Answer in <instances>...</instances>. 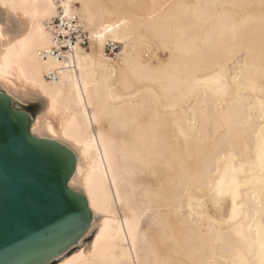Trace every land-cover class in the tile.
<instances>
[{"label":"bare ground","instance_id":"1","mask_svg":"<svg viewBox=\"0 0 264 264\" xmlns=\"http://www.w3.org/2000/svg\"><path fill=\"white\" fill-rule=\"evenodd\" d=\"M0 89L74 157L96 231L56 264H264V0H0Z\"/></svg>","mask_w":264,"mask_h":264},{"label":"water","instance_id":"2","mask_svg":"<svg viewBox=\"0 0 264 264\" xmlns=\"http://www.w3.org/2000/svg\"><path fill=\"white\" fill-rule=\"evenodd\" d=\"M30 121L0 89V264H56L84 243L88 250L96 231L79 243L91 215L67 186L74 157L30 135Z\"/></svg>","mask_w":264,"mask_h":264},{"label":"built area","instance_id":"3","mask_svg":"<svg viewBox=\"0 0 264 264\" xmlns=\"http://www.w3.org/2000/svg\"><path fill=\"white\" fill-rule=\"evenodd\" d=\"M53 42L46 49L43 56H50L60 62L68 61L75 53L76 48L88 49L90 39L86 31L79 23L76 16H66L59 10L57 17L52 22ZM120 53V46L113 42H106L103 47V55L107 60L116 61ZM55 78L53 73L46 76L48 81Z\"/></svg>","mask_w":264,"mask_h":264},{"label":"snow or ice","instance_id":"4","mask_svg":"<svg viewBox=\"0 0 264 264\" xmlns=\"http://www.w3.org/2000/svg\"><path fill=\"white\" fill-rule=\"evenodd\" d=\"M3 188V168L2 165H0V192H2Z\"/></svg>","mask_w":264,"mask_h":264},{"label":"rangeland","instance_id":"5","mask_svg":"<svg viewBox=\"0 0 264 264\" xmlns=\"http://www.w3.org/2000/svg\"><path fill=\"white\" fill-rule=\"evenodd\" d=\"M89 46H90V45H89ZM88 49H89V47H88ZM88 49H86V50H88ZM118 60H119V59H118ZM47 81H48V80H47ZM30 110H31V112H32V110H33V112H34V108L31 107V108L29 109V111H30ZM144 228H145V227H144Z\"/></svg>","mask_w":264,"mask_h":264}]
</instances>
